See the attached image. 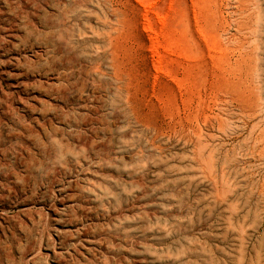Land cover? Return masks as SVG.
I'll use <instances>...</instances> for the list:
<instances>
[{"label":"rangeland","instance_id":"rangeland-1","mask_svg":"<svg viewBox=\"0 0 264 264\" xmlns=\"http://www.w3.org/2000/svg\"><path fill=\"white\" fill-rule=\"evenodd\" d=\"M0 135V264H264V0H0Z\"/></svg>","mask_w":264,"mask_h":264},{"label":"bare ground","instance_id":"bare-ground-1","mask_svg":"<svg viewBox=\"0 0 264 264\" xmlns=\"http://www.w3.org/2000/svg\"><path fill=\"white\" fill-rule=\"evenodd\" d=\"M77 1H79V0H77ZM82 8H84V7H83L82 2H81V4L79 3V5H76V7L71 8V10H69V11H68V9L65 10L64 13L61 14L60 19H58V21H57V27L60 30H62V28H65V27L69 28L70 26L79 27L80 23L82 21V17H83V12H82L83 9ZM92 16H94V15H92ZM90 17H91V15H90ZM104 19H105V17H104ZM105 20L103 22L99 23V24L103 25L104 28L108 27L107 22H109V21H107V18ZM82 23H83V21H82ZM108 32H109L108 34H107V32L104 33V34H106L104 37L108 38V44L111 46V42L115 38V37H113L114 36L113 34L116 31H115V29L110 28ZM46 35L47 36H46V40H45V45L49 48L55 49V47H57V43L54 42L51 39V37H49V33H47ZM112 58L113 57H111V59ZM0 138H1V135H0ZM16 145H17V142H14V146H16ZM87 146H88L87 139L84 136L75 140L74 144H71V145H64L62 143V141H60V140L59 141L53 140V141H50L48 144H43L44 154L48 157V160L51 162L52 167L47 168L41 160H32V163L28 166L27 171L25 172V175H23L20 178L21 183H25L28 185L30 183L36 184L38 179L40 181H42V183H51L52 178L55 175V173L60 172L59 170L64 168V166L69 165L70 164V163H68L69 161L73 160L74 163L75 162L77 163V165L80 163V159H79L80 155L79 154H80V152L81 153L86 152ZM60 200H61V198H60ZM81 234H83V233H81ZM81 242L86 243V244H90L92 242V240L85 238L84 240H81Z\"/></svg>","mask_w":264,"mask_h":264}]
</instances>
